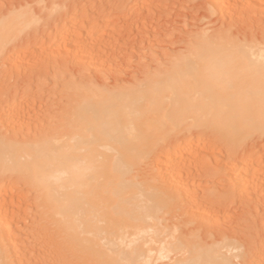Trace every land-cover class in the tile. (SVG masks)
Segmentation results:
<instances>
[{
  "label": "bare ground",
  "instance_id": "obj_1",
  "mask_svg": "<svg viewBox=\"0 0 264 264\" xmlns=\"http://www.w3.org/2000/svg\"><path fill=\"white\" fill-rule=\"evenodd\" d=\"M126 10L127 6H124L123 11ZM5 15L3 13L0 16V35H8L12 28L15 30L14 27L17 25H11L7 17L13 16V19L21 23L23 20L19 18H22L26 14L24 11V13L18 12L16 14L13 12L10 16L6 15L4 17ZM18 25L21 24L18 23ZM227 31L229 32V30ZM234 32L237 33V31ZM248 33V39L238 36L237 33L233 37L229 36L224 40L220 39L222 41H217L216 43L207 42L202 47H194L196 49L195 51L190 45L189 47L192 50L182 54L179 59L174 56L176 61L169 56L174 62L168 63L169 61H167L170 67L164 73L159 74L157 77L148 78V87L146 88H138L137 85L131 87L129 85V88L120 87L112 91L106 88H103L104 90H99V88L97 90L88 89L89 87L87 89L82 88L81 92L76 90L79 93L76 96L72 95L73 97L71 99L69 98L70 100L67 98L68 103H64L66 106L61 110L60 114L62 116L60 115L59 122L54 126L53 132H38L37 135L23 139L22 141H11L10 137L12 136L4 133V131L3 133L0 132V264H24L23 262L26 260L29 261V259L32 261L30 258L31 255L27 259L28 257L26 258L24 252L25 248L22 249V242L24 243L25 240L21 239L23 232L20 233V231L26 229L24 224L22 223L21 230L20 226H18L19 229L15 228L12 225L14 224L13 221H15V219L12 221L14 215L10 217L13 214L10 210L11 207L13 209V206L16 207V205H20L19 203H21V199H14L12 197L9 199V194L7 195V187L11 184L6 185L4 180L6 179L7 173L12 170L18 171L17 173L20 175H25L23 179L34 186L36 197L38 196L41 199L40 203H38L41 206L39 208L41 217L38 223H36L38 224L36 227L39 226V228L46 229L51 226L53 232L60 238L55 240L53 237L49 238L47 234L45 235L47 237L43 241V245L48 244L49 241L51 242V239L57 241V247L54 246V249H52L53 245L51 244L47 248H51L49 251L54 250V253L57 252L56 256L58 257L55 258L59 259L64 253H69L73 258L78 257L82 260L84 259L85 262H89V260L93 261L94 263L90 262L91 264H238V261L234 257L241 258L247 253L249 254L253 246L257 245L256 240L258 238L256 235L255 237L257 239L254 238L255 241L251 238L252 236L245 238L239 232L241 234L240 236L235 234L236 232L231 235L226 234V232L223 236L218 237L213 235L215 232L212 229L207 231L205 229L201 230L199 227L191 229L188 226L189 222L187 219H183V217L178 218L180 217L179 215L177 217L178 213L176 214L175 212L177 205L174 198H178L182 193L183 186L188 184L187 182L186 184L182 182L186 179V176L182 175L183 169L182 171L178 170L179 168L177 166L180 165H177L180 160L177 158L178 156L174 158L168 151L166 153L170 157H163L167 163L162 159L166 163V166L168 165V168L165 165H161L160 170V167L157 165L160 171H162V168H166L165 170H167L168 174L164 170L165 175L170 176L172 172L177 176L174 175L173 182L170 181V186L174 184L176 186L175 188L180 190L177 193L172 192L170 187L165 186V182L163 184L161 183L162 181L159 182L156 176H148V174L140 175L138 173L140 161L146 158L157 144L161 143L160 139L163 140L172 133L180 131L183 126L186 130L191 129L193 126H205L208 129L214 130L218 129L219 134L216 136H220L226 145L230 143L228 145L229 148L231 143L233 144L235 141L238 144H244L254 134L257 135L256 133L261 132L262 134L264 132V38L261 36H252L249 38ZM260 35L262 34L260 33ZM12 38H10V41ZM75 41L77 40L75 39ZM70 68L72 69V67ZM74 70L76 69L74 68ZM152 71L156 72L155 69H152ZM92 83L90 82V84ZM124 86H127V84ZM69 90L72 89L70 88ZM15 102L17 105L18 102ZM17 106L21 107L19 104ZM14 107L11 105L10 110L8 107H5L9 111L7 110L8 113L4 111V113L8 114V118L6 116L7 121L10 119L15 123L16 118L19 115L21 116V113L18 115ZM1 112L3 113V111ZM47 115L46 113L45 117ZM156 116L162 118V122H158L155 119ZM189 118H193L192 123L186 122ZM21 119H19L20 122L23 120ZM17 121L15 126H19ZM9 122H7V125L9 124L11 126L13 123L10 124ZM22 123L20 126H23ZM10 131L13 133L14 129ZM195 137H198V135ZM183 138L182 142H185ZM185 138L186 142L184 143L185 146H183L189 147L186 150L194 147V140H199L193 137V139ZM255 139L251 140L250 138L252 142ZM22 142L27 143L23 145ZM206 142L203 141L205 144ZM243 144H241V147ZM178 145L173 147L176 148L177 146L181 150L182 144L179 145L180 147ZM175 148L173 149L175 150ZM222 149L221 152L223 151ZM236 149L239 150L238 148ZM253 150L255 151V148ZM176 152L179 153L176 150L173 153ZM254 153L253 156H255ZM183 154L185 156L187 153ZM186 156L194 159V161L197 159L193 154ZM253 156L251 157L252 159ZM250 157H248L249 160H251ZM183 159L187 160L186 158H182L180 162H184ZM201 160L203 161L204 157ZM214 160H217L215 156ZM232 160L234 162V159ZM243 160H246V158H243ZM243 160L241 161L244 162ZM246 162L250 161L246 160ZM216 163L212 161L208 168L210 170L211 165L214 164L215 167L212 169L214 172L209 171L210 173H208L206 171L207 169L204 168L205 174L202 173L201 175L207 177L211 182L214 181L212 180L214 177L217 176L219 178L221 175L220 182L216 186L217 192L219 194L224 193L228 189L229 192L226 193V200L224 202L218 205H216L217 203H211V206L212 204L214 206L210 207L209 204V209L216 207L220 211H223L238 202L240 193L241 198L244 197L242 195L246 192V189L248 187L251 188L253 181H257L262 176L256 178L254 175L256 171L254 168L256 165L254 164V160L243 166H240L239 161L240 165L232 166V170L230 169L231 172L227 168L223 169L222 165V167L219 164H217L218 166L215 165ZM183 165L181 163L179 167ZM231 165L234 164L231 163ZM197 168H199L198 165ZM184 169L185 173L186 167ZM160 171L159 173L163 172ZM190 171L189 176L192 175ZM259 171L260 169H257L258 173ZM187 172L186 175L188 176ZM9 174L11 173L9 172ZM160 175L164 176L163 173ZM167 175L165 179L169 181ZM163 176L160 179L163 180ZM171 176L169 177L170 180L173 178ZM183 178L184 180H182ZM28 182L27 184L30 185ZM182 184L184 185L182 186ZM212 184L213 182L210 183V185ZM254 184L257 186V182L254 181ZM262 184L263 182L261 186ZM30 188L28 186L26 192ZM22 190L21 188V192ZM258 190L256 192H259ZM184 192L181 195L184 198L186 197L185 195H190L189 193H185L184 195ZM29 193L32 194L31 191ZM204 194L200 198L206 197V200H208L209 195L206 191ZM192 196L194 197V194ZM29 197L31 196L29 195ZM23 198H26V196H23ZM179 198L181 199V197ZM189 198L192 197L189 196ZM200 198L196 196L192 199L197 200L198 205L200 203L202 205L204 201H199L198 199ZM243 200L246 201V199ZM34 201L38 202V199ZM195 201L191 204L194 205L196 203ZM239 201H242V199ZM204 203L207 206L208 203ZM201 205L199 206L202 207ZM202 210L206 211L205 208H202ZM29 212L31 213V211ZM32 223L35 225L34 221ZM32 223L30 225L34 227ZM22 227H24V230ZM252 228L255 227L252 226ZM30 231L33 234L36 229ZM37 231L38 236H34V238L39 237V233L43 234V232H39L41 230L38 229ZM53 232L49 235L53 236ZM262 234L264 235L263 232ZM42 236L44 237V235ZM46 239L49 241L45 242ZM259 241L261 242V240ZM250 243L254 244L251 245ZM261 243H258V246ZM263 245L264 243L260 246L264 247ZM46 246H42L43 248H41L45 250ZM259 248L263 250V248ZM47 249L45 253H49ZM37 250L40 253L42 251L40 248ZM260 250L258 249V252ZM262 252L260 253L263 255ZM67 254L64 257H67ZM32 255L36 254L33 253ZM41 256L45 258L46 255L42 254ZM50 257L52 261L53 257ZM50 257H46L47 260H43L50 261ZM35 258L38 259V256ZM35 258L33 259L34 261L36 260ZM63 260L68 261L67 258ZM40 261L41 263L43 262L42 260ZM56 261L58 260L56 259ZM64 261L60 262L64 264ZM58 262L56 263L58 264ZM262 262L260 263L262 264ZM45 263L48 262H43V264Z\"/></svg>",
  "mask_w": 264,
  "mask_h": 264
},
{
  "label": "rangeland",
  "instance_id": "obj_2",
  "mask_svg": "<svg viewBox=\"0 0 264 264\" xmlns=\"http://www.w3.org/2000/svg\"><path fill=\"white\" fill-rule=\"evenodd\" d=\"M124 6H127V12L123 11ZM24 11L26 15L22 17L23 19L19 18L20 20H23L21 23L20 21L18 22V20L13 19V16H10L13 12L16 14L18 12L24 13ZM3 13H5L7 16H10L7 18H9L11 25L14 26V24H17L14 27L17 32L12 28L8 35H0V113H2L1 111H3V113L4 111L5 113H8L12 105V107L16 106L14 108L15 111L17 110L16 112L18 115L20 113L21 116L23 115L22 117L19 115L14 123L10 119L8 121L6 120L8 118V114H0V124L2 123L0 125V132L3 133L4 131V133L12 136L10 137L11 141H22L23 139H28L37 135L38 132H53L54 126L58 124L59 118L62 116L60 114L61 110L66 106L64 103H68V99H71L73 97L72 95L76 96L77 93H79L76 90L81 92L82 88L87 89L89 87L88 89L97 90L99 88L100 90L106 88L112 91L120 87L129 88L130 86L132 87L135 85H137L138 88H146L148 87V78L157 77L159 74L164 73L166 69L170 67V64L168 63L174 62V60L176 58L179 59L182 54L190 52L192 50L190 47L195 51L196 49L194 47H202L206 45L207 42L216 43L217 41L224 40L226 37H233L237 33L238 36L247 39L248 32L250 36L249 38L252 36H261L264 38V0H0V16H2ZM6 15L4 17H6ZM18 23L21 25H18ZM227 30H229V32ZM233 30L237 31V33H235ZM260 33L262 35H260ZM79 35H81V37H79ZM208 37L209 39H207ZM10 38H12L11 41ZM75 39L77 41H75ZM169 56L173 59L175 57L176 58L171 60ZM155 58L160 61H157ZM167 61L169 62L167 63ZM160 65L165 68L161 67ZM70 67H72L73 70ZM74 68L76 70H74ZM152 69H155L156 72L152 71ZM61 75L63 76L61 77ZM146 75L148 76L146 77ZM90 82L93 83L90 84ZM74 83L77 86H75ZM121 83L124 85L127 84V86H124ZM96 85L97 87L94 88ZM70 88L72 90H69ZM13 101H17V105L19 104L21 107L17 106L16 102L13 104ZM166 101L168 102V100ZM5 107H8L9 110ZM20 108L21 110H19ZM25 111L27 112L25 113ZM46 113L48 114L47 117H45ZM1 116L4 118L2 119ZM18 118L22 121L20 122ZM45 118L47 119L45 120ZM155 119H157L158 122H162V118H159V116H156ZM4 120L7 122L11 121L9 123L13 124L9 126V124L7 125L6 121L5 124ZM16 121L18 122L17 124H19V126H15ZM192 121L193 118H189L186 122L192 123ZM21 123L23 126H20ZM1 126L3 127L1 128ZM5 127H7V132L5 131ZM192 128L186 130L183 126L180 131L172 133L163 140L160 139L161 143L157 144L149 152L148 156L140 161L138 173L140 175L148 174V176H156L159 182L162 181V184L165 182V186L170 187L172 192L177 193L180 190L176 189L174 184L170 186V181L173 182L175 174L172 172L170 173V176L172 174L171 177H173L172 180H170V176L167 175L168 172L165 170L168 168V165L166 166L167 162L165 161V158L170 157L166 152L169 151L168 153L172 154L174 158L178 156L177 158L180 160L182 158H186L187 160L183 159L184 162H180L179 160L177 163V165L180 164L177 166L179 168L178 170L182 171L183 169L182 175L186 176H184L186 179L184 180L183 178L182 180L184 181L182 182H185L184 184L187 182L190 185L189 187L188 184H182V186L184 185L183 187L186 188L184 190L186 192L183 191L184 188H182L181 192H184V195L185 193H189V196L192 198H195L196 196L197 198H200L203 197L201 195L206 191L209 195H207L208 200H206V197L200 198L198 200L207 202L208 207L204 202H202L201 205V203L198 201L200 203L199 205L202 206L200 207L197 203V200L195 201L194 199L189 198L188 194L185 195L186 197L184 198L181 196L183 195L181 193L179 196L181 199L179 197V199L177 197L174 198V201L177 205V208L175 209L176 214L178 213L177 217L179 215L180 217L178 218L183 217V219H187L189 222L188 226L191 229H196L198 227L201 230L205 229V231L212 229L213 232L216 233L213 234L214 236L221 237L226 232V234L230 235L236 232L235 234L239 236L241 235L239 233H242L241 236H245V238L252 236L251 238H253V241H255L254 238H258L256 240L257 245L253 246V249L249 254L247 253L241 258L234 257V259L238 261V264H249L250 262H252L250 264H261L260 262L264 260V252H262L264 251V247L260 246L262 243H264V235L262 234V232L264 233V132L262 134L259 132L256 133L257 135L254 134L255 136H251V140H254L256 137L255 141L253 142L250 140V138H248L244 144L241 143L243 144L242 147L244 146L243 148L241 147V144L236 143V141L233 144L231 143L229 148L228 145L230 143L226 145L225 141L222 140L220 136H216L219 134L218 129H208L205 126H193ZM13 129L14 131L11 133L12 131L10 130ZM16 132L17 136L15 137ZM195 133L198 135V137H195ZM190 135L193 138L195 137L194 139L199 140H194V147L190 148V150H186L189 149V147H184V143L186 142L185 137L189 138ZM191 136L190 138L193 139ZM179 137H184L183 139H185V142H182V138ZM172 141L175 145L182 144L181 150H179L180 148H177V146L176 148L173 147L175 145L172 143ZM203 141L208 142L205 144ZM26 143L27 142H22L23 145ZM196 143L199 148L196 146ZM171 144L173 145L171 146ZM172 147L175 148L176 151H179V153H173L175 150ZM231 147H233V149H231ZM183 148L185 149L183 150ZM235 148H238L239 150H235ZM254 148L255 151L253 150ZM192 149L193 152L191 153ZM221 149L224 152H221ZM230 151H233L232 155ZM183 153H187L186 155L193 154V156H196L199 160L196 159L194 161V159L189 158V156H184ZM237 153L239 154V157ZM253 153L257 158L253 156ZM251 154L253 159L251 158ZM164 156L165 158H163ZM214 156L215 159H217V163L214 160ZM203 157L204 160L202 161L201 159ZM248 157H250L251 160H249ZM221 158L223 159L224 163H222L223 161H221ZM226 158L228 159V162ZM243 158H246V160L250 162L254 160V164H256L254 166L256 170L254 175L256 178L258 176H262L260 179H257V181L254 180L257 182V186L253 181V185H251V188L248 187L246 189L247 193L244 192L242 195L244 197L242 198L241 193L240 195L237 193L239 195V200L242 199V201L238 200L239 203L237 202L232 207L223 210L225 212L222 210L220 211L216 207H214V209H209V204L210 207L214 206L213 204L211 206V203H217L216 205H218L221 202H224L226 200V193L229 192V189L224 193L219 194V192H217L216 186L219 184L218 182H220L219 179H221V175L219 178H217V176L214 177V179H212L214 180L212 181L213 184L210 185L212 182L209 181V179L204 175H201L202 173L205 174L204 168L207 169L206 171H208V173L214 172L212 171V169L215 167L214 164L211 165L210 170H208L209 165L212 161H214V163H216L215 165L219 164L220 167L223 166V169L227 168V170L231 172L232 166H238L240 164V166H243L250 163L246 162V160H243ZM162 159H164L166 163L163 162ZM232 159H234V162ZM240 159L244 162H242ZM238 160L240 161V164ZM226 162L228 165H226ZM181 163L182 165H185L179 167L181 166ZM188 163L190 164L188 165ZM231 163L234 165H231ZM191 164L192 166L190 167ZM157 165L160 167V170L162 167L161 165H165L166 168L163 166L165 169L162 168V172L159 170ZM197 165L200 169L197 168ZM184 166L186 167V172L188 171V176L189 171L191 170L190 173H192V175L189 177L186 175V172L184 173ZM256 166H261L262 168ZM152 169L153 171H151ZM257 169H260L259 173L257 172ZM158 170L164 174V176L162 175L163 180L160 179V177L162 178L160 175L162 173H159ZM164 170L167 173L166 175L169 181L165 179L166 175ZM9 172L11 174H9ZM9 172L7 173L5 177L6 179L4 180L6 185L11 184L7 187V195L9 194V199H11V197L14 199H21V203H19L20 205H16V207L13 206V209L12 207L10 209L12 211L10 212L13 213L10 217L13 215L15 217L12 218V221L15 219V221H13L14 224L12 225L18 229V226H20L21 230V226L24 224L26 231L23 229L24 227H22L24 231H20V233L23 232L21 239L25 240L24 243L22 242V249L25 248L24 252L26 254V258L28 256L30 257L31 255L30 258L32 259V261H30L28 257L27 259H29L31 263L26 259V261L23 260V263L33 264L35 262L36 264H43V262H48L45 264H57L56 262L59 261L58 264H63L61 262L64 261V258H67L70 264L74 263L76 260L78 262L76 261L74 264H91L93 261L89 260L88 262L86 260L87 262H85L84 259L82 260L78 257L73 258L69 255V253H66L67 257H64V255H66L64 253V255L61 256L63 259L61 257V259L55 258L58 257L56 256L57 252L55 251L56 253H54V250L49 251L51 248H47L51 244L53 245V247L51 246L52 249H54V246L57 247L58 244L55 240L60 238L56 236L51 226L46 229L39 228V226L36 227L38 225L36 223H38L41 217V212H39V208L41 206L38 204L40 203L41 199L38 196L36 197L34 186L23 179L25 175L18 174V171L16 170ZM203 176L205 180H203ZM13 177H15V179H13ZM258 181H260V183H258ZM261 181L263 182L262 186ZM27 182L31 186L28 185ZM28 186L31 188L28 190V192H26ZM21 188L23 189V194L21 192ZM257 189H259V192H256ZM30 191L33 195L29 193ZM24 192H26L28 196L24 194ZM193 194L194 197L192 196ZM29 195L31 197H29ZM23 196H26V198H23ZM204 196L206 195L204 194ZM187 197L188 199H186ZM37 199L38 202H35L34 200ZM243 199H246V201ZM193 200L196 202L195 204L197 206L194 204L196 207L191 204L192 202L194 203ZM184 203L185 205H183ZM202 208H205L206 211L202 210ZM178 209L181 210V212L179 210L180 213L178 212ZM28 210L31 211V213ZM33 215L37 222L35 221ZM33 221L35 225L32 223ZM26 222L27 224H25ZM31 223L34 225V227L30 225ZM252 226L255 228H252ZM33 229H36V231L39 229L41 230L39 232H43V234L39 233V237L41 236L40 238H34V236H38V231H35L36 234L33 231V235L32 231H30ZM44 231L47 233L45 232V234ZM52 232L53 236H50L49 234ZM41 234L44 235V237ZM47 234L49 238L53 237L55 239H51V242L48 239L45 241L50 242H48V244L46 243L47 246L44 244L49 253H45V248V250L42 249L45 247L43 245V241L47 237L45 236ZM259 240H261L262 243ZM26 243H30L31 245ZM53 243L57 245H54ZM258 243L261 244L258 246ZM250 244L253 245L254 243ZM259 247L263 248V250L261 249V251ZM36 248H40L42 250L41 253ZM258 249L260 250L259 252ZM260 252H262L263 255ZM31 253H35L36 255H32ZM257 253L258 255L260 253L261 256H258ZM42 254L46 255L45 258L52 256V259L54 260L55 258V260L51 261L50 257V261H44L47 260V258L45 259L44 256H41ZM255 255L257 256V259ZM36 256H38V259L35 258ZM71 257L72 259H70ZM34 258L37 261H34ZM39 259L43 262L41 263ZM56 259L58 261H56ZM68 261H64V264H69ZM263 262L262 264H264Z\"/></svg>",
  "mask_w": 264,
  "mask_h": 264
}]
</instances>
